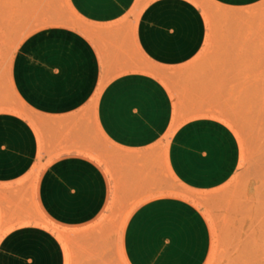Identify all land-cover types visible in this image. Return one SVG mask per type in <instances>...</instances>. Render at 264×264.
I'll list each match as a JSON object with an SVG mask.
<instances>
[{"label":"crops","instance_id":"1","mask_svg":"<svg viewBox=\"0 0 264 264\" xmlns=\"http://www.w3.org/2000/svg\"><path fill=\"white\" fill-rule=\"evenodd\" d=\"M68 1L92 26L95 37L49 25L33 29L20 41L10 78L16 95L36 116L37 130L16 113L0 112V191L12 193L15 182L30 177L36 160H47L21 191L33 192L52 222L84 228L89 234L87 227L102 214L109 193L104 170L78 150L76 138L90 129V118L108 140L128 150L153 146L170 131L165 161L172 175L192 190L214 188L228 179L238 161L230 129L203 117L175 124L163 82L129 68L139 64L140 57L163 67L181 66L195 57L207 32L200 7L192 0ZM209 1L238 7L260 0ZM29 16L44 18L46 13L38 9ZM62 120L78 130L63 142L68 145L63 153ZM4 208L0 264H66L56 235L23 211L28 201L19 216ZM204 241L199 210L187 200L168 196L140 204L122 235L130 264H202Z\"/></svg>","mask_w":264,"mask_h":264},{"label":"rangeland","instance_id":"2","mask_svg":"<svg viewBox=\"0 0 264 264\" xmlns=\"http://www.w3.org/2000/svg\"><path fill=\"white\" fill-rule=\"evenodd\" d=\"M192 1L202 10L207 29L195 57L173 67L140 57L136 58L139 64L118 69L129 67L158 77L172 100L175 124L203 117L227 126L236 138L237 166L219 186L192 190L172 175L165 161L170 131L153 146L128 150L108 140L90 118V129L76 138L78 150L104 170L109 193L102 214L87 227L89 234L84 228L74 230L52 222L37 206L35 194L21 191L22 184L35 180L48 165L47 160H36L30 177L15 182L12 193L0 191V216L6 205L12 216H19L21 205L28 201L29 208L23 211L56 235L66 264L86 260L130 264L122 242L124 227L140 204L161 196L187 200L199 210L205 228L202 264H264V0L238 7ZM38 9L45 10L44 18L29 16ZM49 25L72 27L95 37L92 26L68 0H0V112L24 117L35 130L36 116L12 86L10 63L30 31ZM67 122H61L62 153L68 149L63 142L78 131ZM4 230L0 228V235Z\"/></svg>","mask_w":264,"mask_h":264}]
</instances>
